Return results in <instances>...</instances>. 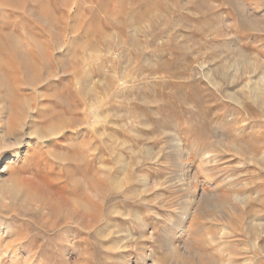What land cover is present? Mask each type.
Wrapping results in <instances>:
<instances>
[{
	"label": "rangeland",
	"instance_id": "obj_1",
	"mask_svg": "<svg viewBox=\"0 0 264 264\" xmlns=\"http://www.w3.org/2000/svg\"><path fill=\"white\" fill-rule=\"evenodd\" d=\"M263 76L264 0H0V264H264Z\"/></svg>",
	"mask_w": 264,
	"mask_h": 264
},
{
	"label": "bare ground",
	"instance_id": "obj_2",
	"mask_svg": "<svg viewBox=\"0 0 264 264\" xmlns=\"http://www.w3.org/2000/svg\"><path fill=\"white\" fill-rule=\"evenodd\" d=\"M262 80L264 81V76L262 77ZM0 84H1V82H0ZM253 87H254V98L256 99V102H261L260 100H258V97H257L258 94H260L259 89L255 85ZM6 141H8V144L6 145L8 147H12L16 144L22 145L20 143L21 141H19V139L16 140V138H10V139H7ZM18 153L16 155H18ZM22 157H24V156H22ZM17 159H21V157H18ZM12 163H14L13 165H15L13 167V169L9 167V166H11ZM12 163H10V162L6 163L3 167V169H1V171H0V185L2 184L3 186L7 187L9 189V191L12 193L14 192L16 194H20L21 196H24V197H22L23 201L25 200V201H27V203L30 202L29 204H31V203L37 204L38 203L42 206L43 204H45L46 201H49V203L52 204L53 202H50V201L52 200L51 198L54 195L51 194L47 190V188L45 187L46 184L44 183V181L38 180L37 178L36 179L35 178H25V177L23 178V176L18 175L16 173V171H19L22 167H25V166H23L24 162H21V163L20 162H12ZM8 164H10V165H8ZM4 171H6V172L8 171L9 173L7 175H4L3 174ZM177 182L179 183L180 188H183L184 196H185V198L188 199V201H189V203H191V205H193V204L198 205L201 202L202 196L198 192V187H197V184H196L194 177H192L189 174L182 175L181 177H179L177 179V181H175V183H177ZM57 196H54V197H57ZM59 198L57 197L58 200H60ZM54 202H55V200H54ZM63 202H64V200H63ZM63 202H61V204H66ZM55 205L56 204H53L52 206L54 207ZM59 205H60V203H59ZM59 205H56V206L59 207ZM65 206H67V205H65ZM65 206H64V208H65ZM50 207H51V205H50ZM133 219L138 220V221L140 220L139 217H137V216L134 217ZM94 220H96V219H94ZM138 224H142V222L141 223L138 222ZM140 263L143 264V262H140Z\"/></svg>",
	"mask_w": 264,
	"mask_h": 264
}]
</instances>
